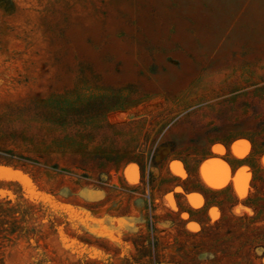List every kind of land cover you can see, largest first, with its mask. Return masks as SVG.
<instances>
[{
  "label": "rangeland",
  "instance_id": "rangeland-1",
  "mask_svg": "<svg viewBox=\"0 0 264 264\" xmlns=\"http://www.w3.org/2000/svg\"><path fill=\"white\" fill-rule=\"evenodd\" d=\"M0 264H264V0H0Z\"/></svg>",
  "mask_w": 264,
  "mask_h": 264
}]
</instances>
